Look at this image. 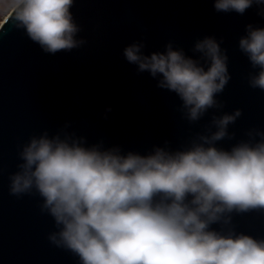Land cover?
Masks as SVG:
<instances>
[{"label":"clouds","instance_id":"obj_1","mask_svg":"<svg viewBox=\"0 0 264 264\" xmlns=\"http://www.w3.org/2000/svg\"><path fill=\"white\" fill-rule=\"evenodd\" d=\"M73 4L10 0L9 20L45 53L70 51L86 43L75 38ZM253 5L264 16V0H214L217 12L240 15ZM245 33L238 49L254 70L247 84L264 92V28L247 24ZM144 47L135 42L123 55L179 97L176 110L190 125L208 116L202 130L179 149L165 141L147 155L45 130L19 146L9 195L38 197L55 228L48 242L78 264H264V237L238 230L234 219L264 214V128L251 126L240 138L229 130L243 110L226 112L217 98L232 79L227 50L214 37L195 42L198 59L171 41L162 53L144 55Z\"/></svg>","mask_w":264,"mask_h":264},{"label":"water","instance_id":"obj_2","mask_svg":"<svg viewBox=\"0 0 264 264\" xmlns=\"http://www.w3.org/2000/svg\"><path fill=\"white\" fill-rule=\"evenodd\" d=\"M10 11L0 23V264H78L48 242L55 228L52 218L40 213L39 198L9 195L19 146L30 136L47 130L52 137L63 130L83 137L86 147L102 141L104 149L118 146L122 154L147 155L165 141L179 149L207 123L208 116L195 125L182 119L179 97L158 88L149 72L139 73L124 57L125 47L143 42V54L150 55L165 52L171 41L174 50L198 59L195 42L214 37L227 50L232 75L217 98L226 112L243 110L229 130L240 138L251 126L264 128V92L248 87L247 75L254 70L238 49L247 24L264 28L256 5L240 15L217 12L214 0H74L70 11L80 28L75 38L86 43L55 54L16 27ZM234 219L238 230L264 237V214Z\"/></svg>","mask_w":264,"mask_h":264},{"label":"rangeland","instance_id":"obj_3","mask_svg":"<svg viewBox=\"0 0 264 264\" xmlns=\"http://www.w3.org/2000/svg\"><path fill=\"white\" fill-rule=\"evenodd\" d=\"M10 0H0V23L3 21L7 13L11 10Z\"/></svg>","mask_w":264,"mask_h":264}]
</instances>
